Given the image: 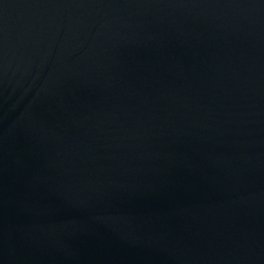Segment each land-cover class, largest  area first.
Listing matches in <instances>:
<instances>
[{
  "label": "water",
  "instance_id": "1",
  "mask_svg": "<svg viewBox=\"0 0 264 264\" xmlns=\"http://www.w3.org/2000/svg\"><path fill=\"white\" fill-rule=\"evenodd\" d=\"M0 264H264V0H0Z\"/></svg>",
  "mask_w": 264,
  "mask_h": 264
}]
</instances>
